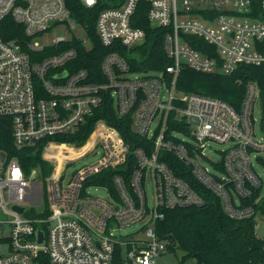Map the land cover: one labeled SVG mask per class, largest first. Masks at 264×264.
Instances as JSON below:
<instances>
[{
    "label": "built area",
    "instance_id": "1",
    "mask_svg": "<svg viewBox=\"0 0 264 264\" xmlns=\"http://www.w3.org/2000/svg\"><path fill=\"white\" fill-rule=\"evenodd\" d=\"M82 1L94 6L100 0ZM140 1L123 0L100 11L96 34L112 48L101 60V79L80 65L75 45L80 41L91 49L93 43L87 46L76 35L45 44L35 39L59 22L74 28L65 0H0V120L18 150L40 147L53 165L42 179L40 167L27 171L0 145V206L7 214L0 220V264H114L117 252L122 264H156L167 251L154 227L162 208L206 201L170 166L171 153L187 166L179 172L216 193L229 216L254 217L259 225L256 204L264 197V181L254 158L264 165V119L263 110L260 117L254 113L258 85L248 83L237 109L219 97L179 90L176 82L187 66L230 74L241 64H263L264 0H144L150 23L166 28L171 62L161 72L135 70L129 60L146 40V30L133 24ZM9 17L22 25L25 38L4 36ZM107 95L117 115L132 120L133 131L147 139L134 151L116 126L96 118ZM89 123L81 143L55 138H75ZM212 141L229 144L220 159L207 153ZM63 149L75 154L44 156ZM74 156L96 159L66 175ZM61 162L64 168L57 169ZM93 187H103L108 197L93 194ZM42 199L46 205L37 209ZM139 221H145L140 231L146 237L121 234L122 227Z\"/></svg>",
    "mask_w": 264,
    "mask_h": 264
},
{
    "label": "trees",
    "instance_id": "2",
    "mask_svg": "<svg viewBox=\"0 0 264 264\" xmlns=\"http://www.w3.org/2000/svg\"><path fill=\"white\" fill-rule=\"evenodd\" d=\"M65 1L72 17L85 28L93 43V47L87 49L82 42H75L83 58L80 65L88 68L92 75L99 74L102 79L101 60L112 48L102 45L99 41L96 34V20L103 8L119 6L123 0H100L94 6H87L82 0ZM147 10L148 2L140 1L134 13L133 24L146 30V40L135 47L136 55L134 58L129 57V60L135 70L144 68L161 72L166 70V66L171 62L164 48L166 28L153 26L147 17ZM3 34L7 38H25L22 25L11 17L3 23ZM24 46L27 47L26 44ZM212 55H216V52ZM249 82H255L259 87L264 119V63L241 64L230 74L203 72L187 66L179 73L176 83L179 90L219 97L239 109ZM96 118H102L116 126L130 144L131 151L142 146L147 140L133 131L132 120L117 115L113 99L109 95L97 110ZM92 125L89 123L75 138L65 136H55V138L73 139L81 143L90 133ZM0 145L8 151L9 156H18L27 171L40 167L42 179L52 171L53 165L43 159L40 147L18 150L14 146L10 127L1 120ZM169 157L170 166L184 176L206 200L199 206L162 208L164 216L155 220L156 236L166 242L167 251L180 249L184 252L177 264H186L190 258H194L196 264H264V234L259 235L256 232V219L254 217L236 219L229 216L216 193L190 173L179 172V168L184 169L187 166L174 153L169 154ZM129 161L130 163L135 161L133 152L129 156ZM253 200L254 198L249 201L253 202ZM256 207L259 214L264 215V197ZM122 260V254L117 252L114 264H122Z\"/></svg>",
    "mask_w": 264,
    "mask_h": 264
},
{
    "label": "rangeland",
    "instance_id": "3",
    "mask_svg": "<svg viewBox=\"0 0 264 264\" xmlns=\"http://www.w3.org/2000/svg\"><path fill=\"white\" fill-rule=\"evenodd\" d=\"M75 26L74 28L71 27V25L67 22H59L53 26H51L49 29H47L42 35L37 36L35 39L39 40L41 43H51L53 42V39H55L58 36H65L67 38H72L73 36L79 37L87 46L92 44V40L90 36L88 35L87 31L82 25H79L77 22H74ZM154 71V70H152ZM255 115L260 117L262 115V107L259 103L255 107ZM212 144L214 145V149H210L207 151L208 155L215 159H220L223 155L221 150L226 149L229 144L227 142L222 143L218 141H212ZM60 154V155H59ZM59 154L48 152L44 154V156L55 158V159H67V155H74L75 153L69 150H61ZM64 156V157H63ZM262 159H264V152L260 155ZM62 157V158H61ZM70 159L73 161L72 164L68 165L67 174L68 175L73 169L82 167L83 165H86L88 163H91L96 159L94 156H86L83 158H79V156L70 157ZM254 165L256 170L260 173L263 181H264V165L262 163H258L256 159L254 158ZM60 164V165H59ZM64 163H57V169L64 168ZM146 191L148 196V203L149 205L153 203V189L152 184L150 181H147L146 183ZM91 192L95 195L101 196V197H108V194L106 190L103 187L98 188H91ZM263 191H264V185H263ZM46 205L45 199H42V203L38 206L37 209L44 208ZM7 214L4 211L3 207L0 206V220L6 219ZM258 222L259 225L255 224L256 232L259 235L264 234V215L258 216ZM145 224V221H139L136 223H133L129 226H124L120 230L121 234H128L130 237H146V234L144 232H141L140 230L143 228L142 226ZM117 234H119V231H116ZM184 254V252L180 249H177L176 251H165L162 252L156 259V264H177L179 258ZM186 264H196V260L194 258H190L186 261Z\"/></svg>",
    "mask_w": 264,
    "mask_h": 264
},
{
    "label": "water",
    "instance_id": "4",
    "mask_svg": "<svg viewBox=\"0 0 264 264\" xmlns=\"http://www.w3.org/2000/svg\"><path fill=\"white\" fill-rule=\"evenodd\" d=\"M17 209L19 210V211H22L23 210V207H17ZM43 239H44V234H43V231H39V241L40 242H43Z\"/></svg>",
    "mask_w": 264,
    "mask_h": 264
},
{
    "label": "bare ground",
    "instance_id": "5",
    "mask_svg": "<svg viewBox=\"0 0 264 264\" xmlns=\"http://www.w3.org/2000/svg\"><path fill=\"white\" fill-rule=\"evenodd\" d=\"M60 155V154H59ZM64 157V156H63ZM62 158V157H61ZM60 165V164H59ZM58 168V167H57Z\"/></svg>",
    "mask_w": 264,
    "mask_h": 264
}]
</instances>
